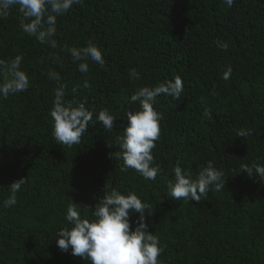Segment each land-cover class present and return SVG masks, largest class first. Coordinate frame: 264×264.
<instances>
[{
  "label": "trees",
  "instance_id": "obj_1",
  "mask_svg": "<svg viewBox=\"0 0 264 264\" xmlns=\"http://www.w3.org/2000/svg\"><path fill=\"white\" fill-rule=\"evenodd\" d=\"M22 19L19 6L0 18V59L21 56L29 77L26 91L0 97V264H91L60 250L57 233L69 226L70 203L83 215L107 188L135 191L150 206L160 264H264V179L243 173V165L264 164V0H79L57 17L55 47L24 32ZM89 42L105 63L89 58L81 73L68 49ZM177 75L180 98L161 94L154 106L163 113L152 150L161 173L152 181L121 171L118 137L127 112L139 110L131 96ZM8 78L0 73V83ZM60 85L65 103L94 112L71 147L54 139L49 115ZM103 109L117 118L112 131L95 119ZM208 161L223 171L224 189L199 203L168 196L177 162L195 178ZM20 179L17 204L5 208L7 187Z\"/></svg>",
  "mask_w": 264,
  "mask_h": 264
},
{
  "label": "clouds",
  "instance_id": "obj_2",
  "mask_svg": "<svg viewBox=\"0 0 264 264\" xmlns=\"http://www.w3.org/2000/svg\"><path fill=\"white\" fill-rule=\"evenodd\" d=\"M224 2L228 7L234 4V0ZM78 3L79 0H0V18L5 17L12 6H19L23 31L35 36L40 43H50L55 47L56 42L51 37L56 34L57 17ZM216 43L218 47L227 48V44H221L219 40ZM68 51L73 61L80 62L78 70L81 73L89 71V58L101 66L105 63L102 49L91 42L86 47H73ZM22 59L17 56L10 63L0 59V73L9 77L0 83V97L7 98L28 89L29 77L21 70ZM231 72V67L227 68L223 78L227 80ZM129 75L139 79L135 69ZM49 78L59 80L60 76L50 72ZM183 91L184 82L177 75L173 80H166L155 87H142L131 96L133 103L138 102L139 110L127 112V126L123 135L118 137L123 160L121 171L133 169L146 180H156L161 168L154 164L152 150L159 139L163 113L154 106L161 94L179 99ZM64 97L65 86L60 85L55 89L49 115L53 120L54 139L61 145L71 147L78 144L86 133L89 123L94 119V112L85 103L75 106L72 102L65 103ZM95 119L97 123H102L106 132L113 130L114 121L117 120L108 109L101 110ZM237 135L249 136L251 130H240ZM173 173L174 179L167 184L168 196L173 200L199 203L209 191H220L226 185L223 171L217 169L212 161H208L195 178L182 168L180 162L173 168ZM243 173L264 179V164L254 162L251 167L243 165ZM24 183L25 179H20L7 187L9 196L3 201L5 208L17 204V193L21 192ZM149 207L135 191L130 190L125 194L117 188H107L103 196L96 200L94 209L86 206L83 215L79 204L72 202L68 205L65 220L69 226L58 231L56 244L63 252L71 249L73 256L88 259L91 264H160L158 257L164 252V247L159 236L149 231ZM88 210L91 216L87 215ZM137 213L138 218L133 221V214Z\"/></svg>",
  "mask_w": 264,
  "mask_h": 264
}]
</instances>
